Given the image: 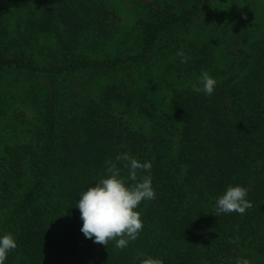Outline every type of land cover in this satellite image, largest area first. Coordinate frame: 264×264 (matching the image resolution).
Listing matches in <instances>:
<instances>
[{
  "label": "trees",
  "instance_id": "16d2710c",
  "mask_svg": "<svg viewBox=\"0 0 264 264\" xmlns=\"http://www.w3.org/2000/svg\"><path fill=\"white\" fill-rule=\"evenodd\" d=\"M126 1L0 0L4 264H264V22L246 14L260 2H133L124 25ZM202 71L211 96L194 91ZM120 153L151 162L156 193L123 250L85 238L76 208ZM228 185L249 190L243 215L216 216Z\"/></svg>",
  "mask_w": 264,
  "mask_h": 264
},
{
  "label": "clouds",
  "instance_id": "9594fccd",
  "mask_svg": "<svg viewBox=\"0 0 264 264\" xmlns=\"http://www.w3.org/2000/svg\"><path fill=\"white\" fill-rule=\"evenodd\" d=\"M247 19L246 16L243 17ZM181 63H186L183 51L176 53ZM199 86L193 85L194 91L211 96L217 81L208 71H202L198 80ZM122 168L127 176H122ZM151 162H140L129 153H120L115 161H105L107 178L100 179L95 186L88 187L79 194L76 208L79 209L85 238L103 246L115 242L117 249L123 250L129 243L139 238L143 230L141 214L137 211L144 201L156 198L152 188ZM248 189L243 186L228 185L226 191L216 198L214 211L216 216L238 213L243 215L252 204L246 199ZM17 247L14 236L6 233L0 236V264H4L9 252ZM143 254L137 253V259ZM141 264H163L159 258L147 256ZM235 264H250L248 259L238 258Z\"/></svg>",
  "mask_w": 264,
  "mask_h": 264
},
{
  "label": "rangeland",
  "instance_id": "374dc122",
  "mask_svg": "<svg viewBox=\"0 0 264 264\" xmlns=\"http://www.w3.org/2000/svg\"><path fill=\"white\" fill-rule=\"evenodd\" d=\"M150 2L152 0H128L126 1L127 3L124 5V8H125V12L122 13V17L123 19V24L125 25V23H130V24H133V21H135V14L132 13V8L134 6H132L133 2ZM163 1H172V0H163ZM236 3H238L240 5V7H242V3H243V0H232ZM260 2V9L257 10V8H249L247 11H246V14L253 17L255 15V17L253 19H258V20H252L254 22H264V0H257ZM220 6H224V4L222 3H218ZM233 9V8H232ZM231 9V10H232ZM218 12L220 13H223L225 11V9H222L221 7L217 9ZM258 11L257 14H255V11ZM217 15V13H216ZM236 16V13H232L231 14V17L229 18L230 20L231 19H234ZM239 17V16H238ZM122 25V23H121ZM168 91V90H167ZM146 126H148V124H146ZM181 128L180 124L178 125V133H179V129ZM6 130V129H4ZM6 131H4L5 133ZM177 133V132H176ZM179 147V141H178V135L176 134V136L174 137V148H173V153L177 154V148Z\"/></svg>",
  "mask_w": 264,
  "mask_h": 264
}]
</instances>
